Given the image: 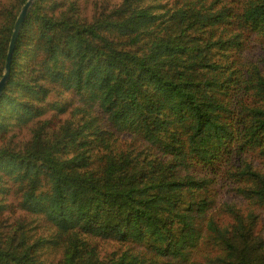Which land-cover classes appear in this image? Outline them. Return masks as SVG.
I'll return each instance as SVG.
<instances>
[{"label":"trees","instance_id":"obj_1","mask_svg":"<svg viewBox=\"0 0 264 264\" xmlns=\"http://www.w3.org/2000/svg\"><path fill=\"white\" fill-rule=\"evenodd\" d=\"M91 1L21 29L0 264H264V0ZM26 2L0 0V78Z\"/></svg>","mask_w":264,"mask_h":264},{"label":"water","instance_id":"obj_2","mask_svg":"<svg viewBox=\"0 0 264 264\" xmlns=\"http://www.w3.org/2000/svg\"><path fill=\"white\" fill-rule=\"evenodd\" d=\"M34 2L35 0H27V2L22 6L17 16V19L15 21L12 36H11L10 43H9L8 54H7V58L5 62V70H4L2 77L0 78V98L9 80L12 57L15 52L16 44H17L21 29L26 21L27 16L29 15L32 9Z\"/></svg>","mask_w":264,"mask_h":264},{"label":"rangeland","instance_id":"obj_3","mask_svg":"<svg viewBox=\"0 0 264 264\" xmlns=\"http://www.w3.org/2000/svg\"><path fill=\"white\" fill-rule=\"evenodd\" d=\"M73 1L77 2L78 7L82 13L88 16L91 14L92 6H93V2L91 0H73ZM261 214L262 216L256 227V231L262 238H264V212H262ZM225 235L226 238L229 237L228 234ZM236 241L238 242V240ZM210 259H214L213 256ZM216 262L217 261H212V263H216Z\"/></svg>","mask_w":264,"mask_h":264}]
</instances>
